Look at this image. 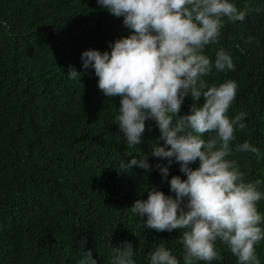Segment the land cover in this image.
<instances>
[{
  "label": "trees",
  "instance_id": "trees-1",
  "mask_svg": "<svg viewBox=\"0 0 264 264\" xmlns=\"http://www.w3.org/2000/svg\"><path fill=\"white\" fill-rule=\"evenodd\" d=\"M234 3L245 10L243 21H225L217 43L204 52L212 58L223 48L235 68L204 79L209 85L236 81L227 114L246 115L232 143L247 140L261 156L234 152L229 158L245 180H264V0ZM126 35L122 18L96 0H0V264H77L81 246L97 264H112L110 247L125 242L136 264H146L157 243L179 258V230L144 227V218L127 210L148 189L169 194L167 179L183 178L178 163L151 155L152 144L163 143L152 119L144 121L141 143L129 148L113 119L119 97L106 98L93 70H81L83 50L106 51ZM69 65L82 72L79 79L67 78ZM192 103L185 96L177 115L188 114ZM132 156L146 158L149 168H119ZM158 163L169 169L164 179ZM258 188L264 192V183ZM257 208L264 214V199ZM217 251L222 259L211 264H236L219 242ZM256 254L264 264V240Z\"/></svg>",
  "mask_w": 264,
  "mask_h": 264
},
{
  "label": "clouds",
  "instance_id": "clouds-1",
  "mask_svg": "<svg viewBox=\"0 0 264 264\" xmlns=\"http://www.w3.org/2000/svg\"><path fill=\"white\" fill-rule=\"evenodd\" d=\"M107 13L122 18L128 35L108 43V50L85 49L81 70L92 69L96 85L106 98L119 97L114 122L129 148L141 143L146 119L155 121L158 140L151 155L179 165L167 179L169 194L148 189L146 199L135 200L127 210L143 226L156 231L179 230L182 251L177 255L157 243L146 264H211L222 259L217 242L226 246L236 264H261L256 245L264 240V214L257 202L264 199L260 177L245 180L234 152H261L247 140L233 144L235 131L245 127V113L228 116L237 83L226 79L207 84L204 77L234 70L231 54L216 44L225 21H243L246 12L234 0H96ZM71 65L67 78L79 79ZM185 96L193 103L188 114L177 115ZM203 102L197 104L200 98ZM126 153L125 155H128ZM195 163V167L191 165ZM148 169L143 156L121 159L119 168ZM161 178L168 167L155 165ZM174 194V195H173ZM141 223V222H140ZM82 248V246H81ZM77 264H97L92 251L81 250ZM130 243L110 247L112 264H136Z\"/></svg>",
  "mask_w": 264,
  "mask_h": 264
}]
</instances>
